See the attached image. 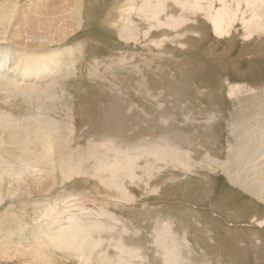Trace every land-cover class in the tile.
<instances>
[{
  "label": "rangeland",
  "instance_id": "obj_1",
  "mask_svg": "<svg viewBox=\"0 0 264 264\" xmlns=\"http://www.w3.org/2000/svg\"><path fill=\"white\" fill-rule=\"evenodd\" d=\"M44 1L0 0V30H62L42 117L73 138L20 153L40 115L0 91V264H264V0Z\"/></svg>",
  "mask_w": 264,
  "mask_h": 264
},
{
  "label": "bare ground",
  "instance_id": "obj_2",
  "mask_svg": "<svg viewBox=\"0 0 264 264\" xmlns=\"http://www.w3.org/2000/svg\"><path fill=\"white\" fill-rule=\"evenodd\" d=\"M56 1H57V5L62 4V7H59L61 9L62 8L68 9L69 4L72 2V0H56ZM52 2H54V0H45L44 1L45 5H46L45 6V10L44 11H36L35 9H33V12H35V14H37V15H40V14L43 15L44 13L48 14L46 12L47 11L46 7H48L49 4L52 3ZM148 2L149 1H147L146 7L149 5ZM159 9H160V3L158 2V0H156V5L153 6V10H152V13L154 15H156V18H157V14L160 12ZM254 12H255V10H253V13ZM30 13H31V11H30ZM42 15H40V16H42ZM12 16H13V18L10 20V22H12V27L9 29V33H7V31H5V30L4 31L0 30V91L3 94L2 95L3 97L6 95V98H7V95L9 96L12 93H14L13 95H16V96L18 94H21L25 98L23 100L24 103H28V107H33L34 111L36 110L39 113L40 117H42L43 113H45V112L48 113V110L51 109V106H50L51 104L50 105H46L47 107L44 106L45 102L50 101V103H52V104H56V102H57L54 99L55 97L53 96L54 92L53 91H52V93L50 92V88H52L49 85L50 83L48 84L46 81L54 80L53 78H55V76L59 75L60 67H58V65H57V60L59 59V56L62 53V51L58 50V49L50 50V51H47V52H44L43 49L48 50L49 49V43L53 42L55 38L56 39L57 38L60 39V37L62 36V30L56 31L55 33H51L49 31V32H47V34H41L42 30H41V33H39L38 31L33 33L34 30H37V29L41 28L40 24L36 21L37 18L33 14L28 19H26L27 26H29V27L34 29V30H32V32H31V29H30V32H28V31H26L24 29L25 27L22 26V24H21V23H23V21H25L23 19V17H21L20 14H16V12H14V14ZM253 16H254V18H253ZM253 16H252V18L255 20V13H254ZM38 18H39V16H38ZM43 18H46V17H43ZM4 20L8 21V12L3 13L2 15H0V21H4ZM250 22H251V20H250ZM213 23L215 24V28H216L217 34L221 35V34L225 33L224 32L225 29L222 26V21H221L220 17L215 16L213 18ZM24 24H25V22H24ZM44 25H46L47 28H50V26H51V29L53 28V25H49L48 22L44 23ZM245 30H246V28H245ZM250 30H252V29H250ZM255 30H254V32H255ZM258 30H259V32H262V30H264V21L260 24V26H258ZM250 33H252V32H250ZM246 34H247V32H246ZM7 41H9V43H7ZM8 73H12L13 74L12 76H14V74L17 75L19 77V79L24 82L25 86L17 85L16 82H13V80L12 81L8 80L7 76L3 77L4 75H7ZM44 82H46L47 84L43 85ZM37 83H39L40 87H36ZM10 97H11V95H10ZM20 100H21V98H20ZM49 106H50V108H49ZM40 117L39 118L36 117V119L32 118L33 120H37L38 124L35 125V126H37V127H35V129H38V131L36 132L37 135H33V138L31 140L29 138H27L28 137L27 134H26L27 130H22V131H20L21 133L19 132L20 133L19 134L18 130L16 128V130H17L16 137L13 138L12 140H14V143L16 144V146H18L20 144V146L17 147L18 149H20V151H21L20 153L30 155L31 151L33 149V145H35V146L38 145L39 146L40 144H43L45 146H44V149L42 151V155L50 157L51 152L54 151V149H55L54 146L52 147V144L56 146L57 143H58V145L62 146L63 148H66L67 151H68L69 148H70L68 146L69 145V140H70V138H73V137H70L71 133H70L69 126H67L66 129L64 128V131H61V128L59 127L58 124L55 125L52 121H50L49 118L48 119H44V117H42V118H40ZM29 119L30 118H28V120ZM3 121H4V119H3ZM22 125H24V124H22ZM27 127H28V125H25V126H23V129L27 128ZM70 127H71V125H70ZM66 130L68 132H66ZM41 131L44 133V134H42L43 136L39 135V133ZM62 132H64L65 134L62 135ZM23 135H26V136H24L26 138H21L20 139L19 137L23 136ZM9 137H10V135H9ZM8 139H10V138H8ZM245 141L248 142L247 140H245ZM246 142H244V145L246 144ZM254 147H256V146H254ZM171 148L172 147L168 148V150H170V151L175 150V149H171ZM248 151L249 150H246V152H244V155L241 157L242 160H245V158L247 159V156H249ZM71 153H69V154H71ZM64 154H67V153H64ZM40 155H41V153H40ZM68 158H70V155L66 156L65 161H69L70 162V159H68ZM45 160H47V159H45ZM48 160H47V163L48 162L50 163V160L49 161ZM51 162H52V160H51ZM95 162L96 161H94V163ZM102 164H104V163L102 162ZM39 165H42V166L40 167ZM42 167H43V164L41 163V159H37V160L34 161L33 165H31V167L29 169H26V171L30 175L32 174L33 177H35V176L38 177L40 174H42L41 176H44L45 173H43L44 170L41 169ZM20 173H22V172L20 171ZM13 175H15V174H13ZM45 176H46V174H45ZM21 177H22L21 175L13 176V177H11L10 181H14V182H15V180L18 181V180L21 179ZM249 181H250V179H249ZM15 183H17V182H15ZM230 183L237 184V183H235L233 178H230ZM10 187H11V190L9 191V189H8V195L9 194L13 195L12 191L14 190V187H12V186H10ZM242 188L246 192L251 193L255 198H257V199H259L261 201H264V190H263L264 187H262L263 189H261V188L255 186L254 184L253 185L249 184V185H246V186H244ZM263 223H264V221L258 222V224L260 226L263 225ZM73 228H71V229H73ZM78 228L81 229V230L83 229V228H81V226H78ZM78 234H79V232H78ZM85 234H86V232H85ZM62 236L63 235L60 236L61 239H62ZM53 237L57 238V236H53ZM67 239H68V236H67ZM83 239H85V238L83 237ZM65 244L68 245V248H71V246H73V248H74V245H73V243L71 241L68 242V240H67V242ZM173 253L175 255L174 251H173ZM166 264H175V263L172 260H168V262H166Z\"/></svg>",
  "mask_w": 264,
  "mask_h": 264
}]
</instances>
